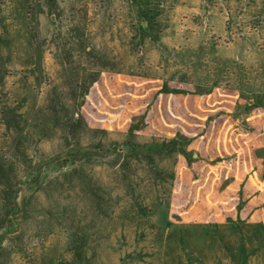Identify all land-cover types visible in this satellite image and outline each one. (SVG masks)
<instances>
[{"label":"rangeland","instance_id":"rangeland-1","mask_svg":"<svg viewBox=\"0 0 264 264\" xmlns=\"http://www.w3.org/2000/svg\"><path fill=\"white\" fill-rule=\"evenodd\" d=\"M152 78L219 86L238 121L190 115L194 150L250 157L235 133L257 114L264 132V0H0V264H264L258 227L177 222L165 117L120 130Z\"/></svg>","mask_w":264,"mask_h":264},{"label":"crops","instance_id":"crops-1","mask_svg":"<svg viewBox=\"0 0 264 264\" xmlns=\"http://www.w3.org/2000/svg\"><path fill=\"white\" fill-rule=\"evenodd\" d=\"M152 79H154L152 81H157L161 78ZM161 80L159 85L150 89V93L146 90L143 95L138 96L139 98L150 96L145 104L142 117L133 120L136 116L133 115L120 130L124 132L143 130L142 126L146 116L149 118V123L151 121L161 122L158 116H163L169 122L170 129L173 130L165 134V137L173 139L183 136L188 139L184 144L185 152L179 153L186 165L182 167L184 170L177 175L176 189L172 193L171 205L176 207L174 216L177 222L218 225L247 222L264 226V132L258 133L259 126H261L259 119L251 121V118L255 119L262 114L247 116L245 119L249 121L250 126L254 127V131L246 132L239 123H236L237 128L243 130L235 134L250 139V148H252L251 154L249 152L250 157L206 159L203 157L206 151L194 150L199 149L200 143L197 134L190 133L187 125L190 123L189 116L195 115L198 119L197 116L200 115L202 120L199 128L200 131H204L206 125L213 122V119L217 125L220 124H218L220 120L237 122L236 106H234L235 109L234 107L227 109V107L218 105L222 102L221 99L216 100V96L219 95L216 92L219 88L216 87L219 86L204 89L192 83L194 88L191 89L188 87L190 85L188 81ZM130 95L136 96L127 91L122 94L123 97ZM212 96H215V99L209 102ZM186 100L193 102V109H191L193 112L189 111ZM246 114L249 115V113ZM149 127L152 129V126ZM160 127L162 125H156L155 128ZM220 127L218 126L217 129L218 134Z\"/></svg>","mask_w":264,"mask_h":264},{"label":"trees","instance_id":"trees-1","mask_svg":"<svg viewBox=\"0 0 264 264\" xmlns=\"http://www.w3.org/2000/svg\"><path fill=\"white\" fill-rule=\"evenodd\" d=\"M98 80V79H97ZM96 80V81H97ZM95 81V82H96ZM94 82V83H95ZM93 83V84H94ZM199 91H207V90H202V89H198ZM242 98H244V99H247V100H250L251 98L249 97H246V96H244V95H242ZM248 102V104L246 105V110L247 111H249V110H251V109H253V108H256V107H260V105L258 104V103H254V104H250L249 103V101H247ZM81 119H82V123L83 124H86V121H85V119H84V117L81 115ZM101 131H105V130H101ZM133 131V130H132ZM172 140H177L178 141V145H177V150H178V154L179 153H183V152H185V149H184V144L187 142V138L186 137H183V136H178V137H176V138H173ZM237 224H239V225H244V224H246V225H250V226H254V227H258V228H260V229H262L263 230V232H264V226H262L261 224H258V223H247V222H237V223H230V224H227V225H230V226H233V225H237ZM191 225H194V226H211L210 224H191ZM216 226H222V225H218V224H215Z\"/></svg>","mask_w":264,"mask_h":264}]
</instances>
